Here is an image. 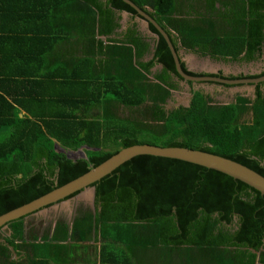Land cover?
<instances>
[{
  "label": "trees",
  "instance_id": "16d2710c",
  "mask_svg": "<svg viewBox=\"0 0 264 264\" xmlns=\"http://www.w3.org/2000/svg\"><path fill=\"white\" fill-rule=\"evenodd\" d=\"M30 1L34 9L24 21L62 28L55 33H77L93 56L108 57L106 65L115 72L112 82L118 84L117 92L105 89L99 98L111 95L135 108L142 119L109 127L75 115L38 116L32 110L21 119L16 107L21 102L8 99L7 79L0 78V217L136 145L198 150L264 177V82L257 86L254 99L238 95L234 103L216 105L197 92L190 107L167 112L164 106L176 89L169 73L177 72L166 40L160 37L154 59L141 64L151 46L139 42L134 29L122 42L111 40L105 45L99 39L115 34L122 13L138 16L130 5L123 0ZM130 1L170 34L176 48L180 43L204 55L252 62L264 45V0H219L223 10L212 8V13L203 15L194 7L185 11L181 0ZM217 1L209 0L208 5ZM193 2L201 4V0ZM151 29L157 33L152 24ZM157 64L162 72L151 80ZM6 65L0 75L10 74ZM248 115L251 118L245 121ZM54 140L71 150L105 149L108 140L116 149L87 151V159L73 162L55 152ZM91 187L95 214L79 216L71 235L68 226L59 223L52 240L80 244L91 240L95 231L103 242L122 245L132 258L142 253L155 257L157 264H264V195L241 181L180 160L138 156ZM8 229L12 235L0 242V264L10 260V248L35 249L25 245L24 219L8 224ZM35 254L32 263H50Z\"/></svg>",
  "mask_w": 264,
  "mask_h": 264
},
{
  "label": "crops",
  "instance_id": "0c3cea01",
  "mask_svg": "<svg viewBox=\"0 0 264 264\" xmlns=\"http://www.w3.org/2000/svg\"><path fill=\"white\" fill-rule=\"evenodd\" d=\"M30 2L0 0V72H3L2 68L7 63L6 70L10 73L7 76L2 74L0 78L7 79L4 87L8 99L21 102L16 106L21 111L20 118L28 115L27 110H32L38 116L75 115L77 119H85L88 123L100 121L109 127L140 121L141 113L136 112L135 108L122 104L111 95L99 98L105 89L117 92L118 84L112 82L115 72L112 73L110 66L106 65L109 58L93 56L90 45L85 44L77 33H55L53 30L62 28H49L48 23L41 21H24L34 9ZM148 11L152 13L151 10ZM123 17L126 20L121 21L120 28L113 36L99 39L105 45L111 40L122 42L125 34L134 29L135 38H139V42L150 44L148 38L153 32L148 23L137 18L130 24L128 14L124 13ZM143 32L148 38L143 39ZM153 50L150 48L139 63L152 61ZM161 67L156 65L151 70V80ZM121 87L119 93L124 92ZM54 142L55 152L65 155L73 162L83 159V155L87 158V151H111L113 147V142L108 140L104 145L105 149L84 146L71 150L62 147L56 140ZM85 194L89 192H83L79 197ZM92 196L95 204V197L93 194ZM71 200L73 202L67 200L23 218L25 245H32L35 249L14 251L10 248V260L1 264H47L41 261L31 262L35 260L36 252L39 256L48 258L49 264H128L129 259L130 264H157L155 257L142 256V253L132 258L122 245L103 242L99 236H95V231L91 240L80 244L70 240H52L59 223L66 224L71 235V227L79 216L87 212L95 214L96 208L88 210V207L83 206L86 199ZM57 234L63 236V233ZM11 235L12 231L4 228L0 231V242L5 243L4 239ZM62 249L64 250L61 252Z\"/></svg>",
  "mask_w": 264,
  "mask_h": 264
},
{
  "label": "water",
  "instance_id": "95a60500",
  "mask_svg": "<svg viewBox=\"0 0 264 264\" xmlns=\"http://www.w3.org/2000/svg\"><path fill=\"white\" fill-rule=\"evenodd\" d=\"M126 4L130 5L149 25H153L157 31L164 37L168 46L172 52L176 71L179 76L185 79H191L185 75L182 70V66L179 60V57L171 44L168 34L157 24V22L152 19L147 13L142 11L130 0H123ZM199 80V79H196ZM213 80L209 78L201 79V81ZM216 81L223 82L222 80L217 79ZM264 78L259 80H249V81H229L228 84H258L263 82ZM138 156H153L167 159L180 160L195 164L198 166L205 167L210 170H215L220 173H223L235 180L241 181L248 185L249 187L255 189L264 195V177L258 174L257 172L237 163L232 160L209 154L206 152H201L198 150H192L187 148H163L151 145H136L130 148L122 149L118 154L114 155L108 161L104 162L102 165L95 169H91L90 172L84 176L72 181L71 183L60 187L53 192L23 206L16 210H13L0 217V230L8 228V224L23 219L30 214L35 213L46 207L58 205L61 202L67 201V199L78 193L79 196L83 192H88V189H91L89 193L93 194L95 197V188L91 187L94 183L101 181L106 176L112 174L120 166L126 162L132 160ZM83 159H87L83 155ZM75 196V197H76ZM74 198V197H73ZM72 199V198H71Z\"/></svg>",
  "mask_w": 264,
  "mask_h": 264
},
{
  "label": "flooded vegetation",
  "instance_id": "af4514ba",
  "mask_svg": "<svg viewBox=\"0 0 264 264\" xmlns=\"http://www.w3.org/2000/svg\"><path fill=\"white\" fill-rule=\"evenodd\" d=\"M180 2L184 3V6L186 7L185 11L188 12V11H190V7H194L196 9L195 12L202 13V15L207 14L209 12L212 13V8H214V9L217 8V9L223 10V6L219 0L216 3H214V5H212V6L208 5L209 0H201V4H197V2L195 3V2H193V0H188V1L181 0ZM192 4H194V5H192ZM195 12H192V14L195 15ZM124 13L121 14L122 15L121 21L124 20V17H123ZM215 13H218V12L215 11ZM126 14H128V13H126ZM128 17H129L128 22H130V24L134 23L137 18L141 19V20L143 19L139 14H138V16H135V17L128 14ZM194 18H195V16H194ZM149 27H150L149 29L153 32L152 36L150 38H148V35H146L143 32L142 37H143V39L145 37L148 38V41L150 42L151 49L152 48L154 49L153 51L155 54L156 47L158 45V42L160 41V37H163V36L158 31H157V33L154 32L151 29V25H149ZM168 36H170V34H168ZM171 44L173 45V43H171ZM173 47H174V49H175V51L179 57L183 72L185 73V75L192 78L193 80H191V79L187 80L185 78H182V76H179L178 73H176V74L175 73H169L171 80L176 85V89L172 91L171 98L167 101L166 105L164 106V108L167 112H174L180 108L190 107L191 103L194 99V94L197 92H202L203 94L208 96L210 98V100L212 101V104L221 105L220 103L215 102V99L213 98L212 92H209V91H215L216 92L217 90H233V89H242L245 87L246 88L247 87H253L254 88L253 89L254 97L252 99H254L257 86L264 82L263 81V82H260L258 84H228L227 82H229V81L238 82V81L259 80L261 78H264V75L261 77H258V78H249V77L262 75L264 73V70L260 73H257V74L256 73L253 74V73H244L243 72V73L237 74V75L227 73V71H225V70H219V71H215V72H213V71L203 72L200 70V65L207 60H211L210 62H220V61L232 62L233 64L236 63L237 65L239 63H243L244 61H234L233 62L229 59H223L221 57L216 58V57L212 56L211 53L204 55V54H201L199 51L188 50L186 48H183L180 43H178L177 48L174 45H173ZM263 54H264V45L262 47L260 54L258 55V58L260 56H263ZM258 58H257V60H258ZM252 62H254V61H252ZM245 63H251V62H245ZM157 66L161 67V65H158V64H157ZM211 66H213V65H211ZM162 69H163L162 67H161V69L160 68L157 69L159 74L162 72ZM204 78H209V79H213V80L201 81V79H204ZM196 79H199V80H196ZM217 79L222 80L223 82L216 81ZM212 87H214V88H212ZM182 93H185V94H182ZM187 93H189V96L186 99H183V100L178 99L177 95H179V96L180 95H186ZM225 105H228V104H225ZM244 120H245V118H244Z\"/></svg>",
  "mask_w": 264,
  "mask_h": 264
},
{
  "label": "rangeland",
  "instance_id": "374dc122",
  "mask_svg": "<svg viewBox=\"0 0 264 264\" xmlns=\"http://www.w3.org/2000/svg\"><path fill=\"white\" fill-rule=\"evenodd\" d=\"M126 20V19H124ZM261 57V58H260ZM258 58V60L251 62V63H239L238 65L236 63H232V62H225V61H220V62H210L211 60H207L204 63H202L200 65V70L203 72L206 71H219V70H225L227 71V73L230 74H241V73H253V74H257L260 73L264 70V54L263 56H260ZM213 65V66H211ZM214 88V87H212ZM253 87H245L242 89H233V90H217L215 91H209L212 92L213 94V98L215 99L216 103H220L221 105H225V104H231L234 103L236 100V97L238 95H243L245 97L248 98H253L254 97V91H253ZM185 94V93H182ZM189 96V93H187L186 95H177L178 99L183 100L186 99ZM251 118V115H248L245 117V121L249 120ZM111 150H113V148L111 147ZM89 191H91V189H88ZM88 191V192H89ZM80 196V195H79ZM76 196L72 199L74 200H84L86 199L87 202L85 204H83V206L88 207V210H93L95 208V204L92 202L93 200V196L91 193L89 194H85L83 195V197H79ZM71 202H73V200L69 199Z\"/></svg>",
  "mask_w": 264,
  "mask_h": 264
}]
</instances>
